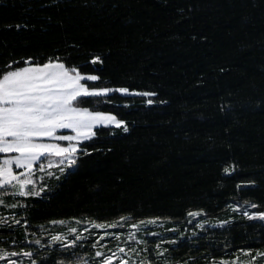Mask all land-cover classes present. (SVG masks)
Returning a JSON list of instances; mask_svg holds the SVG:
<instances>
[{"label": "trees", "instance_id": "obj_1", "mask_svg": "<svg viewBox=\"0 0 264 264\" xmlns=\"http://www.w3.org/2000/svg\"><path fill=\"white\" fill-rule=\"evenodd\" d=\"M29 57L98 76L89 87L128 88L78 105L128 131L96 128L79 145L90 154L39 196L3 195L0 249L60 259L44 233L57 223L159 218L177 228L161 239L179 243L156 257L145 239L154 264H264V221L244 215L264 212V0H0V67Z\"/></svg>", "mask_w": 264, "mask_h": 264}, {"label": "snow or ice", "instance_id": "obj_2", "mask_svg": "<svg viewBox=\"0 0 264 264\" xmlns=\"http://www.w3.org/2000/svg\"><path fill=\"white\" fill-rule=\"evenodd\" d=\"M99 56L94 57L93 63L99 61ZM85 79L76 67H69L59 60V58H49L44 63L34 62L31 57L23 62V66L17 61H11L7 65L0 67V153H16L14 156H6L0 161V187L10 185L17 190L21 196H39L40 191L29 190L28 185L33 184L32 169L34 163L47 157H60V164L65 162L69 167L77 166V153L88 155L86 148H79V142L89 140L97 135L93 131L97 125L115 124L117 128L123 127L125 132L128 131L126 122L117 119L110 113L91 111L88 107H80L78 105L88 103L85 98L100 97L112 91L120 93H129L128 88L109 89L107 87L96 88L89 87L81 81ZM89 81L99 79L96 75H88ZM140 95L149 96L154 93H140ZM149 104L152 100L147 101ZM58 129H71L73 135H58ZM43 138L50 140L68 141L67 146L57 143H47ZM75 142V143H74ZM13 164L16 168H23L24 173H16L13 171ZM51 166V161H49ZM41 169L43 166L41 165ZM60 172H64L65 168H59ZM225 173H229L230 169L225 168ZM51 175V173H49ZM13 193V195L17 194ZM4 201L0 200V205ZM16 207V205H10ZM252 207H256L252 205ZM193 215V213H189ZM199 215V213H195ZM249 218L259 217L264 219V212L244 213ZM121 220H126L121 217ZM156 219L147 221V223L155 224ZM17 224L20 221H16ZM144 221L139 224H132L131 227L140 230ZM227 223V222H221ZM115 227V225H111ZM96 227H104L97 224ZM203 227V225H201ZM76 233V228L69 230ZM105 236H112L113 239H119L121 233H104ZM156 235V234H152ZM52 241L61 242V247L67 256L60 254L61 258L53 254L50 257H40L39 260L33 259L37 256V252L24 251L21 253L8 252L0 249V260L7 259V264H18L11 256H26L30 258V264H87L79 257V253L70 251L79 247L78 241L83 239L77 236L69 239L67 244L62 243L64 237L60 235L52 236ZM128 240L136 242L135 233L128 234ZM145 245L147 240L139 241ZM40 244V241H35ZM98 243V242H97ZM173 245L179 242L171 241ZM93 247L96 246L94 243ZM120 253H125L124 248H118ZM129 252L136 254L140 252H150L149 247L140 249L128 248ZM156 257H163L169 249H162L161 244H156ZM250 251V250H249ZM96 257H101L97 264H112L115 254L107 255L97 251ZM258 256L264 257V253H257ZM255 257H253V261ZM118 264H130L128 259L119 258ZM139 264H154L153 256L150 254L139 261ZM167 264V262H165ZM186 264V262H185ZM221 264H227V261H221ZM251 264V262H250Z\"/></svg>", "mask_w": 264, "mask_h": 264}, {"label": "rangeland", "instance_id": "obj_3", "mask_svg": "<svg viewBox=\"0 0 264 264\" xmlns=\"http://www.w3.org/2000/svg\"><path fill=\"white\" fill-rule=\"evenodd\" d=\"M85 79L81 81V83L87 82L89 80L86 79L87 76H84ZM114 91L109 92L107 94H104L103 96H107L109 94H112ZM120 95H131L129 93H120L117 92ZM112 115V114H111ZM100 127H116L115 124H107V125H97L94 127L93 131L96 128ZM58 135H73L74 133L72 132L71 129H58L57 130ZM44 142L47 143H57L61 144L63 146L68 145V141H60V140H50L49 138H43ZM87 141V140H84ZM81 141L79 142V145L84 142ZM75 143V142H74ZM17 155L16 153H0V161L3 160L6 156H14ZM43 159V161H41ZM41 160H38L34 163L33 169H32V176L31 179L33 180V184L28 185L29 190H35V191H40L41 188H43V191H40V194H42L48 186V180L51 178H58L60 175H62L67 169H70L72 167H69L67 163L65 162L64 164H60V157H47L45 156ZM49 161H51V166H49ZM41 165L43 166V169H41ZM13 171L16 173H24L25 170L23 168H16L15 165L13 164ZM65 168L64 172H60L59 168ZM51 173V175L49 174ZM10 185L2 186L0 187V200H2L3 195H12V196H21L17 193V190L15 195H13L14 192H12ZM1 206V205H0ZM251 214V213H249ZM1 215V214H0ZM5 218L4 216H2ZM1 218V216H0ZM252 219H258V220H263L262 218L255 217ZM150 221V220H149ZM191 223L195 224L197 227L202 228L201 225L206 226L209 223L207 220H204L201 218L200 214L191 215L190 217ZM145 223L142 225L139 231L136 229L132 228V224L125 225L122 222H115L112 224H102L104 227H96L97 224H90L87 222H72V223H57L60 224L61 230L57 231V229H54V232H51V230H46L44 233L47 236V241L50 244H58L61 247V242H53L52 241V236L60 235L61 237H64L62 243L67 244L69 239H74L77 236L83 237V239L78 241V244L80 245L78 248H84V247H89L90 251L92 252V257H84L82 260L86 261L87 264H97V262L101 259V257H96L95 253L97 251L101 253H105L107 255L115 254V258L113 259L112 264H118L119 258L123 257L124 259H128L130 261V264H139V261L144 259V252H140V254L137 256L136 254L129 252L128 248H134L137 249L138 251L140 249H143L144 244L140 243L139 241L148 239V238H156L157 244H163L165 242H171V241H165L162 240L161 238H167V236L176 234V227H169V225L165 221L161 220H156L155 224L147 223V221H144ZM139 224V223H135ZM218 224V223H217ZM53 225V224H52ZM115 225V227L111 226ZM209 225H216L214 224H209ZM76 228L77 232L72 233L69 230L71 228ZM50 231V232H49ZM116 233L119 232L121 233L119 239H113L112 236H105L104 233ZM190 232L188 229L182 232L181 234H188ZM129 233H135V239L136 242H133L131 240H128V234ZM156 235H152V234ZM45 237V236H44ZM98 242V243H97ZM96 244L95 247H93V244ZM118 248H124L125 253H120L118 251ZM246 256V255H244ZM10 259H15L18 261V264H30V261H28L26 256H11L9 257ZM7 259L0 260V264H7ZM244 260L242 261H231L227 262V264H255L257 258L255 257V260L253 261V257L246 256L243 258Z\"/></svg>", "mask_w": 264, "mask_h": 264}]
</instances>
